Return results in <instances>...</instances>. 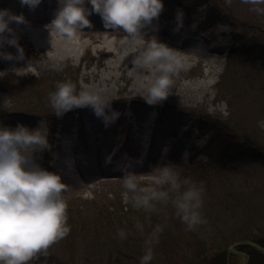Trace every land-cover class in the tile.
Masks as SVG:
<instances>
[{
  "label": "rangeland",
  "instance_id": "1",
  "mask_svg": "<svg viewBox=\"0 0 264 264\" xmlns=\"http://www.w3.org/2000/svg\"><path fill=\"white\" fill-rule=\"evenodd\" d=\"M1 1L0 9L23 13L28 23L12 25L24 49V59L0 58V126L6 120L37 119L51 148L36 152V162L60 175L68 186L64 199L70 233L54 243L47 255L39 254L28 264H140L144 242L157 225L163 232L153 247L151 264H218L229 255H234V264H241L242 258L228 251L231 245L243 240L264 242V13L252 11L253 6L241 0H231V4L227 0H163L164 11L145 38L156 36L177 49L186 60V68L173 78L167 100L149 107L155 117L160 109L184 121L179 127H185L180 133L169 132L158 130L155 127L159 123L154 122L152 144L157 145L160 155L146 160L138 145V154L126 151L127 144L133 142L131 134L143 137L141 145L151 142V129L145 127L148 122L136 118L132 109L121 113L119 120L107 128L99 119L95 125L102 123V127L93 137L97 144L88 148L93 141L79 121L82 117L71 120L76 125L68 133L60 130V122L64 125L63 117L68 113L80 115L90 108L73 109L57 117L48 103L58 82L71 81L77 91H101L112 100L113 110L126 104L141 110L138 103L145 101L142 96L159 73L153 69L157 73L153 82L149 74L145 81H137L139 74L121 54L127 49L121 47L129 44L122 30L107 29L103 21L96 20L69 43L55 33L50 36L45 26L54 16L35 21L40 12L28 7L20 12L16 8L20 0ZM52 1L42 0L37 10ZM85 7L91 8L87 0ZM258 7L264 9V5ZM178 9L184 12V27L174 32ZM221 42L228 45L227 50L216 52ZM66 50L70 55L63 61L65 67L57 71L52 65ZM0 51L17 53L16 47L8 45ZM118 54L123 58L117 62ZM118 63L120 67L116 68ZM199 129L204 134L197 140L199 154L184 148L178 157H170L175 143L200 133ZM109 134L112 140L108 151L119 155L122 168L135 163L138 168L134 172L145 174L157 164L172 163L179 166L182 180L191 178L197 185L202 183L201 212L208 223L185 231L170 203L157 205L152 213L124 203L123 176L92 181L93 175L88 178L90 175L81 174V167L93 164L96 155L103 153L99 152L101 144L105 146ZM59 142L65 145L62 153L67 150L64 157L68 167L56 164L57 155H61L56 148ZM46 155H56L52 166L42 162ZM86 193L91 195L85 198ZM121 230L127 239L118 238Z\"/></svg>",
  "mask_w": 264,
  "mask_h": 264
},
{
  "label": "clouds",
  "instance_id": "2",
  "mask_svg": "<svg viewBox=\"0 0 264 264\" xmlns=\"http://www.w3.org/2000/svg\"><path fill=\"white\" fill-rule=\"evenodd\" d=\"M42 0H20L21 7L31 11ZM231 4V0H227ZM91 5L86 9V0H58L54 19L45 27L50 36L56 35L72 42L91 23L88 16L93 12L102 18L105 28L124 33V38L136 54L132 60L134 67L150 69L154 66L159 73L155 82L142 96L150 106L162 104L169 97L173 78L186 68V60L177 49L160 42L156 36L146 39L145 29L155 28L164 11L163 0H87ZM253 6L252 11L264 13L258 7L264 0H241ZM179 32L184 27V12L178 9L175 16ZM28 21L23 13L15 14L10 9H0V48L5 45L16 47L17 53L0 51L4 60H23L24 49L19 45L15 25ZM52 45V39L50 40ZM70 50L57 58L52 65L63 71L64 60ZM49 107L57 117H62L73 109L90 108L101 119L105 128L119 118L120 113L112 109V100L101 91L82 88L71 81L58 82L56 90L49 94ZM47 134L42 129H29L22 124L15 128L0 126V264H28L39 254L47 255L48 249L70 233L68 226L67 203L64 199L68 186L62 177L48 171L36 162L34 154L50 150ZM185 153V159L187 158ZM110 158L106 163H110ZM123 171L122 199L136 210L152 213L159 204H171L175 215L186 226L185 231H195L207 224L202 215L204 186L197 185L191 178L181 179L179 166L157 164L152 171L137 174L127 167L118 166ZM85 194V198L90 196ZM163 228L157 225L144 242V254L140 264H151L154 258L153 247L159 243ZM121 240L127 234L117 233Z\"/></svg>",
  "mask_w": 264,
  "mask_h": 264
},
{
  "label": "bare ground",
  "instance_id": "3",
  "mask_svg": "<svg viewBox=\"0 0 264 264\" xmlns=\"http://www.w3.org/2000/svg\"><path fill=\"white\" fill-rule=\"evenodd\" d=\"M3 1V0H2ZM2 3V2H1ZM50 5V4H49ZM49 5H47L48 7H52L51 5L49 6ZM53 5V4H52ZM47 6H45V7H47ZM44 9H48V8H44ZM37 12H43V10L40 8L39 10H37V8L35 9ZM49 11V13H48V15H51V12H52V10H48ZM13 12V11H12ZM46 15H47V13H45ZM47 15V16H48ZM47 16H45L44 17V19H49V16L47 17ZM52 16V15H51ZM90 23L91 24H94V20H99L100 22L102 21V18H101V16L99 15V14H97V13H92L90 16ZM43 19V20H44ZM35 20V19H34ZM35 21H39L38 19H36ZM89 28V27H88ZM122 32V31H121ZM129 45V44H128ZM128 45L126 44V45H124V46H122L121 48H127L126 50H124L123 51V53H121L123 56H124V59L125 60H127L128 62H130L131 64H132V60H133V58H134V49L133 48H128ZM227 47H228V45L225 43V42H221L220 43V45L216 48V49H214V50H216V52H218L220 49H226L227 50ZM220 52V51H219ZM120 54H118L117 55V59H116V61L118 62V61H120V59H122L123 58V56L121 57V56H119ZM117 64V63H116ZM120 63H118V65H116V68H119L120 67V65H119ZM133 67H134V65H133ZM134 69H135V71H136V73H138L139 75H138V77H137V81H139V82H142V81H145L144 79H146L145 78V76H146V74H149V75H151L152 77H148V79L149 80H154V78H155V75L157 74H155V72L153 71V69H155L154 68V66L152 67V68H150V69H142L141 67H139V66H136V67H134ZM152 71V72H151ZM147 81V80H146ZM153 82V81H152ZM147 86H149V85H147ZM145 89H147V87H145ZM138 90H140L141 91V88H138ZM142 90H144V87H142ZM144 102V103H143ZM140 104V106H142L143 108H141V110H138L137 109V107L136 108H134V107H131V105H124V106H120V107H117L116 109H114L115 111H117V112H119L120 114L121 113H126L127 114V112H129L130 111V109H132V111H134V116L136 117V118H141V119H143V120H145V121H147L148 122V124L149 125H145V127H148L149 129H151L150 130V132H149V136L151 137V138H149L150 140H151V142L150 143H148V144H145V145H141V144H139V142L140 141H143L144 139H143V137L142 136H136L135 138L133 137V135L131 134V136H130V140H132L133 142H131L130 144H129V146H127L126 147V151H128L129 150V153H131L132 155H134V153H137L138 152V150H137V145H138V147L140 146V149L139 150H141L142 152H144V154H145V156H144V158L146 159V160H148V159H150V158H152L153 156H156V155H160V151L157 149V145H155V144H152V137L153 136H151V134H152V131H153V129H152V124L154 123V122H156V121H158V123H159V127H155V128H157L158 130L159 129H165V130H168L169 132H175V131H181L182 129H181V127H179L180 125H183V122L184 121H181V120H179V119H177L174 115H171V114H165V113H163V111L162 110H158V112H159V116L158 117H155L153 114H152V111H151V108L149 107L150 105L149 104H147L145 101H142V102H140V103H138V105ZM163 114V115H162ZM5 115V114H4ZM4 115H2V118H6V116H4ZM77 115V116H76ZM80 118V117H82V118H80L79 119V121L80 122H82L81 123V125H82V127L85 129V131H86V133H87V135H88V133H89V136H87V137H90L91 138V140L90 141H93L92 143L90 142V144H88V141H89V139H87V147L89 148L90 146L91 147H94V145H95V143L97 142H95V139L93 138L94 137V135L96 134V132H97V130H99L101 127H102V123H99L98 125H95V123L99 120L95 115H94V113H93V111L91 110V109H86V110H84L80 115L79 114H77V113H74V111L72 112V113H68V114H66V116L65 117H63V121L62 122H65L64 123V125H62V123L60 122V130L61 131H63V132H65V133H68V131H70V130H72L73 129V127L76 125V124H73V122H71V120H73L74 121V119H76V118ZM161 117H165V120L164 119H162ZM84 119V120H83ZM119 119H117L116 121H118ZM36 122H38L37 121V119H32L31 120V118H28V117H23V118H17V119H14V120H6L5 121V124H4V126H8V127H10V128H15L18 124H22V125H24V126H26L27 128H29V129H32V130H35V129H41V128H39V125H37V123ZM116 123V122H115ZM37 125V126H36ZM144 126L143 127H141V128H143L144 130L146 129ZM147 128V129H148ZM143 129H141L142 131H143ZM94 131V132H93ZM106 136V135H105ZM110 140H112V137H111V134H109L108 136H106L105 137V141H106V143H105V146L103 145V144H101V148H102V146L104 147L103 148V153H102V157L100 158V160L102 161H105V163H106V160H108L109 158H110V163H109V165H108V171H113V173L114 172H117V167L118 166H120L119 165V160H120V158H119V155H117V153H114V154H111V152H109L108 150H109V146L111 145L110 143H111V141ZM113 142V141H112ZM97 144V143H96ZM108 144V145H107ZM185 145L186 144H182V143H178V144H175L174 145V147H171L172 149H173V151H172V153H170V157L172 156H174V157H178V155H179V151H182V150H184V148H185ZM187 145H188V143H187ZM96 146V145H95ZM56 148H57V150L61 153V155H57V160H56V155L54 156V155H52V161L48 164V165H50V164H52L53 163V161H55L56 160V164H57V166L59 167V168H62V167H68V164H66V162H67V158L66 157H64L66 154H67V150H65V153H62V149L64 148L65 149V145H64V142H59L58 143V145L56 146ZM140 151V152H141ZM139 153V152H138ZM137 153V154H138ZM88 155V154H87ZM86 155V156H87ZM85 156V157H86ZM166 156H168V153L166 154ZM87 158V157H86ZM88 159V158H87ZM122 162H124V160L122 159L121 160ZM135 163H129V165H127L126 167L129 169V170H131V169H133V170H135V169H137L138 168V165H134ZM50 166H52V165H50ZM121 167V166H120ZM81 169V171H82V173L81 174H84V175H91V174H95V173H97V167L94 165V164H92V163H90L89 162V165L88 166H86L85 168L84 167H82V168H80ZM119 171V170H118ZM89 178H91V176H88Z\"/></svg>",
  "mask_w": 264,
  "mask_h": 264
},
{
  "label": "trees",
  "instance_id": "4",
  "mask_svg": "<svg viewBox=\"0 0 264 264\" xmlns=\"http://www.w3.org/2000/svg\"><path fill=\"white\" fill-rule=\"evenodd\" d=\"M255 242H258L259 244L264 246V242H262L261 240H255ZM240 250L244 251V252H246V253H248L250 255L251 259H250L249 264H264V255L259 253L254 248L249 247V246H245V247L240 248ZM120 258H121V262L124 261V257L123 258L120 257ZM234 260H235L234 255H232V256H230V255L229 256H223L221 258V260L218 261V264H234ZM47 261H48V259L46 260V262ZM58 264H64V263L59 262Z\"/></svg>",
  "mask_w": 264,
  "mask_h": 264
},
{
  "label": "water",
  "instance_id": "5",
  "mask_svg": "<svg viewBox=\"0 0 264 264\" xmlns=\"http://www.w3.org/2000/svg\"><path fill=\"white\" fill-rule=\"evenodd\" d=\"M249 246L257 250L259 253L264 255V246L259 244L258 242L250 241V240H243V241H238L234 245H231L229 250L231 253H234L235 255L239 256L242 258V263L241 264H249L250 261V255L244 251H241L240 248Z\"/></svg>",
  "mask_w": 264,
  "mask_h": 264
}]
</instances>
